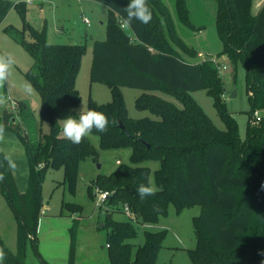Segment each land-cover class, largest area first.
I'll use <instances>...</instances> for the list:
<instances>
[{
  "label": "trees",
  "instance_id": "1",
  "mask_svg": "<svg viewBox=\"0 0 264 264\" xmlns=\"http://www.w3.org/2000/svg\"><path fill=\"white\" fill-rule=\"evenodd\" d=\"M109 7V40H97L93 48L91 79L109 84L113 98L106 103L90 102L88 109L103 112L109 120L108 130L91 134L99 137L101 148H131L130 163L120 162L110 174H99L93 187L107 190L109 207L129 205L135 220L156 223L168 213L170 203L178 210L200 205L194 218L197 245L189 249L194 264H261L264 261V116L257 124L251 119L258 107H264V6L253 16L249 0H217L216 25L224 43L222 54L237 68L243 62L252 109L246 137L242 138L237 121L225 106L224 84L220 66L212 60L186 61L181 51L198 55L178 35L173 14L164 0H148L152 20L144 25L133 21L127 32L122 26L124 8L130 0H97ZM179 19L189 24L185 0H175ZM24 13V2L17 4ZM31 39L19 38L34 62L27 73L41 97L40 121L49 123V131L38 130L37 136L19 137L26 148L30 164L27 190H18L0 150V173L4 194L18 219V253H13L0 235V248L6 257L3 264H27L29 240L37 241L36 231L44 206L41 185L45 170L63 166L65 179L75 184L80 165L88 157L97 161L98 149L89 135L73 144L63 136V119L78 118L81 94L76 86L85 45L50 43L46 27L29 25ZM22 32V31H21ZM181 48V51H179ZM144 91L174 93L182 105L156 94L137 99L140 108L157 117L132 118L128 114L120 87ZM208 89L224 117L227 129H218L190 91ZM19 115L31 123L30 102L19 103ZM123 124L121 127L120 124ZM148 144L150 145L148 147ZM156 161L158 190L140 198L137 188L148 184L151 167ZM133 219H115L106 209L101 227L108 230L109 264H156L165 231H144L143 243L132 241L138 236ZM41 264H50L43 260ZM69 264H76L72 261Z\"/></svg>",
  "mask_w": 264,
  "mask_h": 264
},
{
  "label": "rangeland",
  "instance_id": "2",
  "mask_svg": "<svg viewBox=\"0 0 264 264\" xmlns=\"http://www.w3.org/2000/svg\"><path fill=\"white\" fill-rule=\"evenodd\" d=\"M164 1L172 11L178 35L198 53L190 55L179 48L184 59L196 63L215 58L212 62L221 66L219 75L224 84L225 106L235 117L239 132L242 138H245L252 109L250 94L253 93H249L244 63L239 62L235 68L228 56L221 53L224 43L216 25L217 0H185L189 24L179 19L175 0ZM20 2L26 5L24 13L17 8ZM263 6L264 0H249L250 14L257 15ZM84 18H88L90 24H87ZM108 19L109 7L97 0H0V55L11 54L16 60L6 86L11 102L6 108H0V123L6 128L5 141L0 144V150L6 156H11L18 164L17 171L12 173L21 193L27 190L30 164L25 145L17 132L25 139H31L37 136L40 128L48 132L49 123L40 121L41 97L38 91L36 90L37 94L33 96L23 94V83L25 80L28 81L27 73L34 58L20 43L18 37L29 41L31 39L29 25H32L39 30L46 27L47 41L50 43L85 45L76 80V86L81 94V102L77 107L79 112L82 107L87 110L91 101L106 103L113 98L111 85L91 79L94 43L97 40H109ZM11 29L13 32L18 30V37ZM125 30L133 37L129 28ZM225 65L226 68H222ZM233 91H236L235 96H232ZM120 92L132 118L157 117L151 110L137 105V99L148 93L182 105L176 94L162 90L147 92L140 88L122 86ZM190 94L218 129H227L228 124L218 111L214 97L208 89L193 90ZM22 101H28L31 105L33 121L29 124L19 115L18 107ZM255 111L264 116V107H258ZM258 122L253 114L251 123ZM89 137L98 149L97 161L91 157L82 161L74 185L65 179L63 166H52L45 170L41 185L44 206L36 231V244L34 246L33 242L30 240L28 242L27 264H41L43 260L50 264H69L71 261L76 264L110 263L108 230L101 227L106 209L110 208L114 212L115 219L131 218L124 211V204H120L119 208L109 207L107 201L97 205L100 192L93 187V183L99 174H110L115 171L120 165L117 160L130 163L131 148L104 149L99 146L98 136L90 134ZM143 164L150 165V180L157 187L154 170L158 167V162L145 161ZM200 211V205L178 210L174 203H170L168 213L161 215L156 223L142 224L133 220L138 229V236L132 241L143 243L145 230L165 231L156 264H194L189 249L197 245L194 218ZM0 235L9 249L17 254L18 219L4 194L2 182H0Z\"/></svg>",
  "mask_w": 264,
  "mask_h": 264
},
{
  "label": "clouds",
  "instance_id": "3",
  "mask_svg": "<svg viewBox=\"0 0 264 264\" xmlns=\"http://www.w3.org/2000/svg\"><path fill=\"white\" fill-rule=\"evenodd\" d=\"M126 15L122 17V26L127 29L132 26V22L138 21L141 24L147 25L152 20V10L148 4V0H130L124 8ZM16 60L13 55H0V108H6L11 102V98L6 91V86L9 81L12 70L14 69ZM25 96L36 95V89L30 81L25 80L22 87ZM78 119L73 116H68L63 119V136L70 140L73 144H79L82 140L90 135L93 130L103 133L108 130V117L100 111L94 109L85 110L83 107L78 113ZM5 125L0 123V144L5 141ZM8 169L16 172L18 169L17 162L11 156H5ZM5 179L0 173V182ZM158 190L153 181L149 180L148 184H140L137 188V193L140 198L154 195ZM264 255V253H261ZM6 253L3 248H0V264H3ZM264 264V261H261Z\"/></svg>",
  "mask_w": 264,
  "mask_h": 264
},
{
  "label": "built area",
  "instance_id": "4",
  "mask_svg": "<svg viewBox=\"0 0 264 264\" xmlns=\"http://www.w3.org/2000/svg\"><path fill=\"white\" fill-rule=\"evenodd\" d=\"M84 21L87 24H90V21L88 20V18H84ZM211 60L215 61V58H213ZM222 68L225 69L226 68V65L223 66ZM254 115H255V119H257V121H260L261 120V117L262 116L259 114L258 111H255ZM117 161H118V163H120V160H117ZM96 189L100 192L99 193L100 195H99V198H98V201H97V205H102L103 203H106V201H107V199H108V197L110 195V192L107 191V190H101L99 188H96ZM124 211L126 212L127 215L130 216L131 219L135 220L134 212L132 211V209H131V207L129 205H127V204L125 205Z\"/></svg>",
  "mask_w": 264,
  "mask_h": 264
},
{
  "label": "water",
  "instance_id": "5",
  "mask_svg": "<svg viewBox=\"0 0 264 264\" xmlns=\"http://www.w3.org/2000/svg\"><path fill=\"white\" fill-rule=\"evenodd\" d=\"M235 95H236V91H233V92H232V96H235ZM120 125H121V127L123 126L122 123H121ZM149 146H150V145L148 144V147H149Z\"/></svg>",
  "mask_w": 264,
  "mask_h": 264
},
{
  "label": "crops",
  "instance_id": "6",
  "mask_svg": "<svg viewBox=\"0 0 264 264\" xmlns=\"http://www.w3.org/2000/svg\"><path fill=\"white\" fill-rule=\"evenodd\" d=\"M21 191H23V190H21ZM23 193V192H22Z\"/></svg>",
  "mask_w": 264,
  "mask_h": 264
}]
</instances>
